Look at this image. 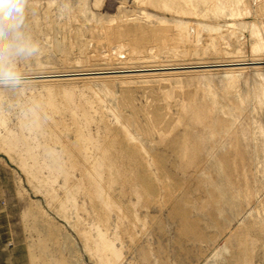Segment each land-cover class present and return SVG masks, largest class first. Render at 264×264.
<instances>
[{"label": "rangeland", "instance_id": "374dc122", "mask_svg": "<svg viewBox=\"0 0 264 264\" xmlns=\"http://www.w3.org/2000/svg\"><path fill=\"white\" fill-rule=\"evenodd\" d=\"M27 8L50 78L0 86V264H264V64L210 66L264 63V0Z\"/></svg>", "mask_w": 264, "mask_h": 264}, {"label": "clouds", "instance_id": "9594fccd", "mask_svg": "<svg viewBox=\"0 0 264 264\" xmlns=\"http://www.w3.org/2000/svg\"><path fill=\"white\" fill-rule=\"evenodd\" d=\"M27 0H0V86L20 88L26 77L19 62L41 52L39 43L26 32Z\"/></svg>", "mask_w": 264, "mask_h": 264}, {"label": "bare ground", "instance_id": "6f19581e", "mask_svg": "<svg viewBox=\"0 0 264 264\" xmlns=\"http://www.w3.org/2000/svg\"><path fill=\"white\" fill-rule=\"evenodd\" d=\"M258 62V61H257ZM252 63H255V62H252ZM261 63V62H260ZM236 64H240V63H228V64H221V65H210V66H213V67H219V68H222V67H225L226 65H236ZM202 66H205V65H195V66H187V67H184L183 69H191V68H197V67H202ZM182 67V66H181ZM167 68H169V67H162V68H157V69H167ZM205 68V67H204ZM207 68V67H206ZM150 69V68H149ZM156 68L154 69L155 71L157 70ZM136 70V69H135ZM138 70V69H137ZM143 70V69H142ZM141 70V71H142ZM147 70V69H146ZM122 71V70H121ZM160 71V70H159ZM108 72H110V71H108ZM128 72V71H127ZM102 73H107V72H105V71H93V72H85V73H80V74H93V75H100V74H102ZM126 73V72H125ZM69 75H74V74H58L57 76H63V77H67V76H69ZM39 76H42V75H35V76H27V78H30V79H32V78H35V77H39ZM45 76V75H44ZM48 76V75H47ZM50 76V75H49ZM48 76V77H49ZM77 76H79V75H77ZM81 76H83V75H80V77ZM88 76V75H87ZM48 77H46V78H48ZM76 77V76H75ZM50 78V77H49ZM56 78H58V77H56ZM45 79V78H44ZM52 79H53V77H52ZM28 80V79H27ZM42 80V79H41Z\"/></svg>", "mask_w": 264, "mask_h": 264}, {"label": "water", "instance_id": "95a60500", "mask_svg": "<svg viewBox=\"0 0 264 264\" xmlns=\"http://www.w3.org/2000/svg\"><path fill=\"white\" fill-rule=\"evenodd\" d=\"M261 64H264V63H252V62H247V63H240L239 65L238 64H236V66H253V65H261ZM226 66H233V65H226ZM225 66V67H226ZM74 75H69V76H76V75H93V74H80V73H73ZM102 74H104V73H102ZM58 75V74H57ZM57 75H54L53 77H63V76H57ZM69 76H67V77H69ZM44 77H46V76H39V77H35V78H33V79H38V78H44ZM26 79H30V78H27L26 77Z\"/></svg>", "mask_w": 264, "mask_h": 264}]
</instances>
